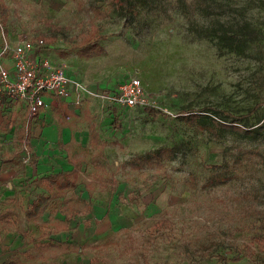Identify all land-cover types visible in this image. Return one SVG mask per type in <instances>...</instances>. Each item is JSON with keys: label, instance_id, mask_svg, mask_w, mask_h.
I'll use <instances>...</instances> for the list:
<instances>
[{"label": "rangeland", "instance_id": "1", "mask_svg": "<svg viewBox=\"0 0 264 264\" xmlns=\"http://www.w3.org/2000/svg\"><path fill=\"white\" fill-rule=\"evenodd\" d=\"M134 3L0 0V47L42 40L79 87L65 117L0 122V264H264V136L216 123L264 126V0ZM223 32L246 47L225 48ZM136 76L157 119L109 107ZM50 124L58 138L43 142ZM72 169L77 188L27 218L43 176Z\"/></svg>", "mask_w": 264, "mask_h": 264}, {"label": "built area", "instance_id": "2", "mask_svg": "<svg viewBox=\"0 0 264 264\" xmlns=\"http://www.w3.org/2000/svg\"><path fill=\"white\" fill-rule=\"evenodd\" d=\"M0 48V92L12 104L26 110L27 121L36 118L47 105V100L60 102L71 99L73 83L62 64L54 63L45 53L46 44L41 40L19 39L12 43L3 35ZM10 58V66L4 60ZM111 106L124 108L155 107L142 80L130 77L122 81L106 97ZM75 103V101L73 102Z\"/></svg>", "mask_w": 264, "mask_h": 264}, {"label": "trees", "instance_id": "3", "mask_svg": "<svg viewBox=\"0 0 264 264\" xmlns=\"http://www.w3.org/2000/svg\"><path fill=\"white\" fill-rule=\"evenodd\" d=\"M140 1L142 3H146V0H136ZM116 7L118 8L119 12H122V14H128L133 11V8L135 7L134 0H114ZM219 42L222 46L229 50H234L236 49V45L244 49L246 47L247 42L243 38L242 32H235L234 36L229 34L228 32H223L218 35ZM88 49H92L91 47ZM76 106V105H75ZM261 104H258L256 108L253 109V111H256ZM143 109L145 112L148 114L153 119H157L158 117L162 116V112L159 109H156L151 106H144ZM207 111H213V112H218L212 108H208ZM226 116V119L229 118L232 120L233 124L227 126L225 122H216L217 124L221 125L222 127H229L232 128L239 133L246 135L247 137H262L264 136V126H250L248 122L249 114L248 115H234V114H224ZM189 119H196L195 115L190 116ZM215 122V121H214ZM200 123H205V120H201ZM237 123H241L242 126H236ZM113 124L116 125V128L120 127L119 126V121L117 118L114 119ZM92 140H94L96 143H98V135L95 133V130L92 133ZM77 179H78V174L77 172H72L69 175H61V174H55L47 177V180L50 182L49 184L51 187L55 188H49L48 190L50 191V194H41L37 197V199L29 205L27 210L25 211V215L29 219H34L40 216L46 204L51 198L52 194V189H56L59 192H64L68 189L75 188L77 185ZM216 183H221V182H216ZM86 204V202H84ZM89 205V204H88ZM89 210H91V206H88ZM262 249L264 250V242L261 244ZM217 258L222 261V262H227V259L223 255H217Z\"/></svg>", "mask_w": 264, "mask_h": 264}, {"label": "crops", "instance_id": "4", "mask_svg": "<svg viewBox=\"0 0 264 264\" xmlns=\"http://www.w3.org/2000/svg\"><path fill=\"white\" fill-rule=\"evenodd\" d=\"M10 63H11L10 58H7L6 60H4L5 65L10 66ZM72 101H73L72 98L68 99L66 101H60V102H54V103L47 100V105L42 109V111L40 112V114L36 118H34L32 121H30V122H32L31 124L41 126L42 124H44L45 120L47 122L51 121V119H52L51 115L52 114H57L61 117H63V116L65 117V115L67 113L74 112L77 107L75 106V104H73ZM109 107L121 108L118 106H111V105ZM26 117H27L26 110H24L20 105L12 104L10 102V100L7 98V96L4 93L0 92V122L4 121V124L9 125L12 121H15L17 124L19 121H21L22 124L27 122V125H29V122L27 121ZM118 128H120V127H118ZM23 129H21V132L24 134ZM94 130H95V133L98 135L96 125L93 123L90 125V128H89L90 143H92L94 145H100L101 141H100L99 135H98V140H99L98 143H96L94 140H92V133ZM41 135H42V141L43 142H46L48 139L58 138L59 130H58L57 124H50L49 127H45L44 129H42ZM44 140H46V141H44ZM74 171L77 172V174H78L77 185L75 187V188H77L78 181H79V173L76 169L68 170V172H58V173H53V174H48L46 176H43V178L38 182L37 187H42L47 192V193L44 192L41 194L48 195V194H50V191L48 189L49 188H55V187H51V185L49 184L50 182L47 180L48 176L55 175V174H61L64 176V175H69ZM75 188H72V189H75ZM68 190H70V189H68ZM51 192H52L51 198L55 193H62L56 189H52ZM41 194H39V195H41ZM83 202L88 203L86 200H83ZM47 204H46V206H47ZM88 204L90 205V203H88ZM90 206L92 209V205H90Z\"/></svg>", "mask_w": 264, "mask_h": 264}]
</instances>
